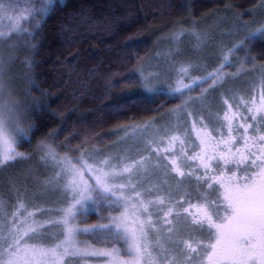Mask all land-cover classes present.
<instances>
[{"label":"rangeland","instance_id":"rangeland-1","mask_svg":"<svg viewBox=\"0 0 264 264\" xmlns=\"http://www.w3.org/2000/svg\"><path fill=\"white\" fill-rule=\"evenodd\" d=\"M25 17L18 15L15 22ZM212 40L210 35L189 36L186 39L178 36L172 40L175 49L164 55L157 54L147 61L146 78L152 85L165 84L163 77L170 84L175 77L183 75L177 87L170 92L182 103L169 113L145 120L138 126L133 125L130 130L114 131L109 140H103L101 145L91 148L84 145L62 152L49 141L40 144L43 155L55 164L56 174L52 164L47 165L36 158V167L41 171L30 164L25 168L26 178L20 182L2 183L0 236L8 238L7 242H10V235L21 236L27 232L24 239L37 236L38 239L29 241V244L38 247L67 242V252L64 247L58 249L59 253H66L62 259L50 254L49 259L55 264H174L178 261V256L173 252L176 245L174 239L188 231L185 219L192 221L184 209L189 207V203H206L215 210L217 201L222 209L225 201L221 182L227 185L235 183L237 178H243L245 165L250 164V160L242 161L241 157L251 153V159H255V154L264 150V141L260 140L264 136L261 129V124H264V109H261L264 103V65L252 64L247 51L240 53L234 50L224 55L211 53ZM223 57L225 60L220 69L218 63L221 64ZM160 61L164 63L161 67ZM211 67L216 70L211 75L193 76L207 72ZM12 101L6 82L0 94V115L6 122L5 136L9 145L18 155L7 161L0 156V168L4 169L11 168V162L19 157L24 162L29 160L27 153L17 148L18 140L27 136L28 129L25 126L15 127L14 113L17 111ZM249 108L253 110L249 112ZM221 109L223 111L220 113ZM226 113L233 117L231 131L229 121L224 119ZM242 124L244 127H241ZM173 137L179 139L173 140ZM201 139L205 140V144H201ZM0 151H3V145H0ZM197 155L211 158L207 161L210 165L207 175L200 159H189V156ZM171 159H175L186 174L181 176L173 171ZM104 161L108 163L105 165ZM189 165L192 169L187 168ZM88 166H91V170ZM98 167L109 173V186L116 193L108 200L97 198V193L102 191L96 185L95 169ZM125 167L130 170L124 171ZM34 169L37 174L33 177L30 172ZM72 169L79 170L75 177L79 188L75 191L74 186L70 185ZM45 170L47 173L44 175ZM195 181L218 189V194L206 191V196L213 198L212 203L194 200L182 208L174 207L172 203L166 205L168 199L177 193L188 197L198 195L194 192ZM174 183L176 186H173ZM86 184L95 186L97 191L92 192L91 198L85 201L81 200L79 191L84 190ZM67 196L68 203L60 208L56 217L41 216L40 208L30 207L49 204L57 208ZM77 200L81 202L77 203ZM144 205H147V211ZM70 208L73 214L69 217V226L73 229V235L68 240L63 218ZM179 210L181 215L174 219L172 213ZM190 211L195 212V208ZM219 214L223 217L224 212L221 210ZM117 224L121 232L125 227L135 230L138 235L143 231L139 244L146 251L142 256L137 258V253L129 248V244H121L115 239ZM204 227H207L206 223ZM48 228L50 231L44 233L42 229ZM31 229H35V232ZM45 240L55 241L41 243ZM0 244L7 248L6 242L0 241ZM114 249L120 251L118 256L103 254L112 253ZM2 255L4 264H7L8 252L4 250ZM203 264H207V261L204 260Z\"/></svg>","mask_w":264,"mask_h":264},{"label":"trees","instance_id":"trees-1","mask_svg":"<svg viewBox=\"0 0 264 264\" xmlns=\"http://www.w3.org/2000/svg\"><path fill=\"white\" fill-rule=\"evenodd\" d=\"M34 2L40 6V0ZM32 3L33 0H0V55L8 62L4 79L15 102V127L28 129L17 148L29 157L28 162L19 157L11 162V168H0V186L26 178L28 165L38 168L36 158L54 167L40 150L45 141L62 152L84 145L91 148L109 140L114 131L130 130L133 125L181 105L180 98L170 92L183 75L170 84L163 77L165 84L158 85L146 78L147 61L175 49L172 40L178 36L186 39L210 35L211 53L247 51L252 64L264 65V39L257 37L241 44L249 33L264 27V0H53L46 16L29 18L26 9ZM18 15L26 17L15 22ZM224 60L223 57L218 68ZM163 65L160 61L159 67ZM212 68V72L193 76H209L216 71ZM231 103L235 105L232 100ZM187 168L192 169L190 165ZM30 174L34 177L36 169ZM194 183L198 195L177 193L166 205L182 208L194 200L212 203L206 191L219 193L206 183ZM67 203L68 196L57 208L49 204L30 207L40 208L41 216L56 217ZM177 215H181L180 210L172 213L174 219ZM191 222L185 219L188 231L174 239L173 252L178 256L174 264L204 263L200 242L207 243V227L202 231ZM42 230L47 233L50 228ZM183 241H191L201 249L191 253L192 260L185 256Z\"/></svg>","mask_w":264,"mask_h":264},{"label":"snow or ice","instance_id":"snow-or-ice-1","mask_svg":"<svg viewBox=\"0 0 264 264\" xmlns=\"http://www.w3.org/2000/svg\"><path fill=\"white\" fill-rule=\"evenodd\" d=\"M52 3L53 0H40V6L36 7L33 0L31 7L26 9L29 18H33L35 15L46 16L50 11L48 6ZM15 27L19 30L18 25H15ZM0 37H2V33H0ZM257 37L264 39V27L257 29L256 32L249 33L245 40L241 41V44L251 42L253 38ZM7 67L8 62L0 55V94L5 89L6 81L4 77ZM262 100H264V97H262ZM261 109H264V103H262ZM252 110V108L248 109L249 112ZM224 119L229 121V129L231 131V120L233 117L226 113ZM5 123L3 116L0 115V145H3V151H0V156H2L3 161L13 159L18 155L9 145L5 136ZM241 127H244V125L242 124ZM172 139L176 140L179 137H173ZM260 140L264 141V136H261ZM201 144H205L204 139H201ZM251 155V153H247L241 157L242 161L250 160V164L245 165V176L243 178H237L235 183L227 185L221 182V186L224 188L223 200L225 201V206L222 209L218 201L215 202L217 204L215 210L206 203L198 205L189 203V207L184 209L192 217V222L199 225L202 231L204 224H207V243L200 242L203 247L202 260H206L207 264H264V150L256 153L255 159H251ZM165 158L170 159L169 157ZM189 159H200L201 166L205 169V175H207V170L210 167L207 161L211 159L210 157L197 155L189 156ZM221 159L226 160V157L221 156ZM107 163V161L103 162L105 165ZM171 163L173 171L183 176L184 173L176 160L171 159ZM88 167L91 170V166ZM237 167L239 170V165ZM129 170L128 167L124 169V171ZM95 172L96 185L102 190L97 193V198L108 200L111 195H116L112 187L109 186L110 182L107 179L109 173L99 167L95 169ZM72 173L70 185L74 186L75 191L79 188L75 179L76 175L79 174V170L72 169ZM209 186L211 187V185ZM95 191H97L95 186L86 184L85 189L79 191L81 200L90 199L91 193ZM80 202V200H77V203ZM193 208H195V212L190 211ZM144 209L145 211L148 210L147 205H144ZM221 210L224 212L223 217L219 214ZM72 214L73 210L70 208L66 210V215L63 218L68 240L73 235V229L69 226V217ZM13 223L15 224V221ZM119 229L120 225L117 224V232L114 234L115 239L120 241L121 244H129V248L137 253V258L142 256L143 252L146 251L139 244L140 238L144 235L143 231L141 230L138 235L135 230H131L128 227H125L122 232ZM31 231L35 232V229H31ZM24 236H27V232L21 236L10 235V242H7L8 238L0 236V241L7 243L6 249L0 244V264H4L2 255L4 250L8 252L7 264H55V261L49 259L50 254L53 257L62 259L66 253H59L58 249L64 247L67 252V242L56 244L55 246L38 247L35 244H29V241L38 239L37 236H29L28 239H24ZM183 244L187 249L185 256L188 260L193 259L191 253H198L201 250L200 247L194 246L191 241H183ZM103 254L118 256L120 251L114 249L112 253Z\"/></svg>","mask_w":264,"mask_h":264}]
</instances>
